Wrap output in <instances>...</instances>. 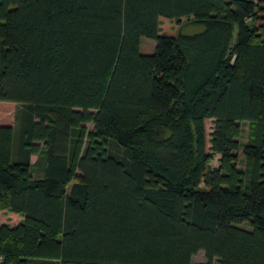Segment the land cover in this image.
Here are the masks:
<instances>
[{
	"label": "trees",
	"instance_id": "1",
	"mask_svg": "<svg viewBox=\"0 0 264 264\" xmlns=\"http://www.w3.org/2000/svg\"><path fill=\"white\" fill-rule=\"evenodd\" d=\"M0 43V264H264V0H0Z\"/></svg>",
	"mask_w": 264,
	"mask_h": 264
},
{
	"label": "rangeland",
	"instance_id": "2",
	"mask_svg": "<svg viewBox=\"0 0 264 264\" xmlns=\"http://www.w3.org/2000/svg\"><path fill=\"white\" fill-rule=\"evenodd\" d=\"M257 1V0H256ZM171 22L170 25L165 21L162 24V35L174 37L177 35L179 30L181 29V32L187 35H194L198 34L204 31V27L200 25H185L184 24L187 22L186 20H183L182 23L178 24L175 21H168ZM237 40V30L234 35L233 42L235 43ZM156 41L150 40V39H143L140 50L142 54L149 55L153 54L155 47H156ZM2 52V46L0 43V53ZM21 106L13 103H1L0 104V124L1 125H11L15 126L17 128V114L20 111ZM90 130H92L93 126L88 125L87 126ZM204 127H205V142H206V151L207 154H211L210 152V134L213 130L214 124L212 120H206L204 122ZM243 133H242V138H241V144L246 145L247 142L250 140V136L252 133V125L249 123H245L242 125ZM238 165L241 169H245L247 165V160L244 157L242 153V149L238 152ZM219 156H215L210 162L209 166L211 168H216L219 166ZM33 171L32 175L36 179H41L44 177V173L41 174L43 168H44V160L43 158L39 156H34L33 157ZM44 172V171H43ZM0 223L1 224H8L10 226H16L19 223V217H16L14 213L8 211V210H0ZM247 229V225L245 226ZM206 262V257H205V252L201 251L198 255L194 256L192 258V263H205Z\"/></svg>",
	"mask_w": 264,
	"mask_h": 264
},
{
	"label": "crops",
	"instance_id": "3",
	"mask_svg": "<svg viewBox=\"0 0 264 264\" xmlns=\"http://www.w3.org/2000/svg\"><path fill=\"white\" fill-rule=\"evenodd\" d=\"M165 21H167V23H169V25H170V23L171 22H168V21H170V20H167V19H161V27H162V24L165 22ZM160 34H162V29H161V32H160ZM32 159H33V157H32ZM32 163H33V160H32ZM14 215H16V214H14ZM16 217H19V223L23 220V217H21V216H19V215H16Z\"/></svg>",
	"mask_w": 264,
	"mask_h": 264
}]
</instances>
